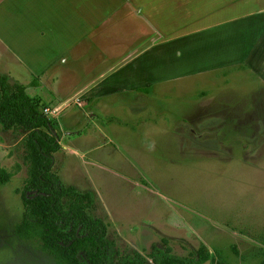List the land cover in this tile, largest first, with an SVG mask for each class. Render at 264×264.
Segmentation results:
<instances>
[{
    "label": "rangeland",
    "instance_id": "obj_1",
    "mask_svg": "<svg viewBox=\"0 0 264 264\" xmlns=\"http://www.w3.org/2000/svg\"><path fill=\"white\" fill-rule=\"evenodd\" d=\"M262 1L214 13L204 0L202 13L189 10L204 24ZM184 9V0H0V75L27 85L49 111L61 104L47 113L61 144L54 170L95 193L90 212L108 225L113 261L140 252L153 264L152 247L167 238L179 257L204 243L232 264H259L264 73L247 65L183 72ZM25 135L0 124V167L14 173L0 185V264H55L15 232Z\"/></svg>",
    "mask_w": 264,
    "mask_h": 264
},
{
    "label": "trees",
    "instance_id": "obj_2",
    "mask_svg": "<svg viewBox=\"0 0 264 264\" xmlns=\"http://www.w3.org/2000/svg\"><path fill=\"white\" fill-rule=\"evenodd\" d=\"M150 83L139 90L148 91ZM28 86L12 84L7 75H0V124L4 130L25 132L22 160L27 176L18 193L24 212L15 226L17 235L34 242L37 248L49 253L55 264H144L147 258L140 252L123 261L112 260L113 242L108 238L107 223L90 211L96 203L92 191L82 192L64 184L54 170L53 155L61 149L54 121L45 112L42 98L30 95ZM14 176L0 167V185ZM164 246L154 245L149 258L153 264H232L221 250L211 252L201 243L190 257L173 254L169 240ZM264 246V237H261ZM234 251L237 253L235 247ZM259 264H264L263 258Z\"/></svg>",
    "mask_w": 264,
    "mask_h": 264
},
{
    "label": "crops",
    "instance_id": "obj_3",
    "mask_svg": "<svg viewBox=\"0 0 264 264\" xmlns=\"http://www.w3.org/2000/svg\"><path fill=\"white\" fill-rule=\"evenodd\" d=\"M184 1H186V9H184V11H186L185 16L187 19L186 22L183 23L185 27L182 32L183 72H207L232 65H247L251 71L264 73V1L259 2L260 5H256L253 10H251V6L248 2L245 9L232 12L233 14H231V12H224L222 16L210 18V23L204 22V24L201 23L199 15L192 17L193 11L189 10H195L196 14L200 13L201 10L202 13L204 0ZM211 1L212 6H214V13H216L219 11L218 7H220V9L224 8V10L226 8H236L245 0ZM216 7L217 9L215 10ZM253 16H255V22L259 25L254 29L255 33L252 32V29L247 30V25L251 22L254 26L252 18L250 19V17ZM208 27H211V29L219 27L221 28L220 31L222 34H219L216 30L211 32V35L205 34L204 30H207L206 28ZM157 29L161 31V29ZM237 29L239 30L236 31ZM189 36H193L195 41L202 40L203 42L193 47L191 44L187 43ZM169 38L171 37L169 36ZM193 55L195 58H191ZM201 57L203 60L200 59ZM199 59L201 61H199ZM207 59L208 63H205ZM100 86H102V84ZM79 91L75 94L76 99L80 98L79 95H77ZM61 109V104L54 105L53 116H56Z\"/></svg>",
    "mask_w": 264,
    "mask_h": 264
},
{
    "label": "built area",
    "instance_id": "obj_4",
    "mask_svg": "<svg viewBox=\"0 0 264 264\" xmlns=\"http://www.w3.org/2000/svg\"><path fill=\"white\" fill-rule=\"evenodd\" d=\"M45 112L48 113V114H49V113H50V114H54V112H53V111H49V109H45Z\"/></svg>",
    "mask_w": 264,
    "mask_h": 264
}]
</instances>
